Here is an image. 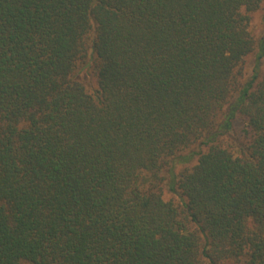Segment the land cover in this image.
<instances>
[{
    "label": "trees",
    "instance_id": "1",
    "mask_svg": "<svg viewBox=\"0 0 264 264\" xmlns=\"http://www.w3.org/2000/svg\"><path fill=\"white\" fill-rule=\"evenodd\" d=\"M263 58L264 0H0V264H264Z\"/></svg>",
    "mask_w": 264,
    "mask_h": 264
},
{
    "label": "rangeland",
    "instance_id": "2",
    "mask_svg": "<svg viewBox=\"0 0 264 264\" xmlns=\"http://www.w3.org/2000/svg\"><path fill=\"white\" fill-rule=\"evenodd\" d=\"M262 14L263 13L261 11H258L256 13H254L252 16L251 27H252L253 32L255 33V36L258 38L261 37V35L263 33V27L261 24ZM252 66H253V57H250L247 59V62H246L247 76H249L251 74ZM261 66H262V68H264V58L261 61ZM79 77H80V80L85 82L87 87L88 86L94 87V82H93L92 78L89 76V74L86 73V71L82 72ZM241 129H242V124H241L240 120H238L235 123V132L239 133V131H241Z\"/></svg>",
    "mask_w": 264,
    "mask_h": 264
}]
</instances>
